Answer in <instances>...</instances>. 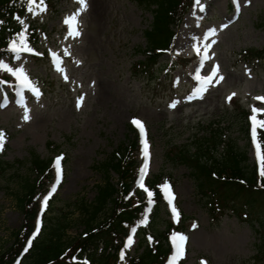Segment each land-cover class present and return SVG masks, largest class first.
Wrapping results in <instances>:
<instances>
[{"label":"rangeland","instance_id":"1","mask_svg":"<svg viewBox=\"0 0 264 264\" xmlns=\"http://www.w3.org/2000/svg\"><path fill=\"white\" fill-rule=\"evenodd\" d=\"M86 3L84 9L77 0H44L43 12L36 6L33 12L25 9L27 14L19 26L35 29L33 41L25 37L32 52H13L11 45L0 49V63L13 71L22 69L30 83L24 101L17 104L9 94L16 76L0 70V131L6 134L0 159L10 164L22 162L20 168L0 172V252L10 245L12 234L22 225L14 192L24 179L35 177L27 164L30 153L40 160L63 156L59 181L54 162L51 182L47 175L39 188L40 192L47 188V194L38 205L43 217L35 235L42 234L50 221L72 216L66 236L74 239L82 231L78 228L77 203L79 199L91 201L94 186L102 179L95 167L117 146L134 141V134L128 130L131 119L137 118L147 138L144 178L160 174L175 199L170 204L166 190L160 191L165 194L159 202L162 208L155 220L144 218L123 240V260L138 255L140 241L144 244L153 233L160 240L166 236L170 241L171 252L164 264H169L174 254L173 234L187 237L184 257L178 264H264V258L252 260L256 245L264 237V211L254 215L261 225L250 216L247 219L226 209L208 215L206 200L188 170L168 158L174 149L192 148L194 137L202 134L205 125H223L227 129L223 134L246 150L248 166L257 162L253 141L246 146L239 131L246 111L252 116L253 107L264 109V102L255 99L264 97V66L244 62L239 55L264 45V0L196 1L182 17L171 46L172 55L186 59L184 66L171 63L165 53L148 76L137 68L133 71V67L144 57L142 32L151 22L150 14L129 0ZM77 13L75 27L80 35L73 37L65 20ZM19 40L17 47H21ZM216 65L224 80L216 83V77L206 85V91L197 93V73L207 77ZM32 88L39 90V96ZM263 116L264 112L258 113L257 120H263ZM144 165L141 161L137 171ZM116 181L111 173V182ZM139 181L132 187L131 196L144 190L138 186ZM141 194L148 197L145 190ZM173 206L178 218L173 215ZM130 237L133 242L126 247Z\"/></svg>","mask_w":264,"mask_h":264},{"label":"trees","instance_id":"2","mask_svg":"<svg viewBox=\"0 0 264 264\" xmlns=\"http://www.w3.org/2000/svg\"><path fill=\"white\" fill-rule=\"evenodd\" d=\"M129 1L148 12L151 17L148 28L142 32L145 40L142 51L144 57L133 67V71L137 68L148 76L158 62L160 50L169 48L170 37L180 23L190 0ZM23 4L24 0H0V47L17 32L12 15H20ZM262 24L263 27V21ZM240 56L244 61L264 66V45L258 50H246ZM245 116L246 113L242 116L243 125L239 135L243 136L247 146L248 125ZM226 130L223 125L214 128L205 125L202 127V134L194 137L192 148L183 146L174 149L173 154L168 157L169 161L188 170L196 189L206 200L208 215H213L218 210L220 214L226 209L247 219L252 217L261 225V221L254 215L264 211V177H261L256 165L248 166L246 150L237 147L228 134H223ZM128 131L132 132L130 128ZM258 134L264 151V130H260ZM134 150L135 138L125 146H117L104 162L95 167L102 179L94 186L95 195L91 201L79 199L77 203V217L81 222L78 228L82 231L73 240L66 236L73 222L72 216L50 221L42 228L45 233L43 231L42 234L35 235L39 188L50 171V161L40 160L37 155L30 153L27 164L35 177L31 180L24 179L20 182L18 191L14 192L22 225L12 234L10 245L0 252V264H13L16 260L18 264H161L167 252V244L164 236L160 240L153 233L149 242L143 244L140 241L138 248L141 251L138 255L124 262L119 261L123 237L129 227L142 220L146 210L142 200H134L128 196L137 176L134 172ZM21 165L22 162L10 164L0 159V172L13 167L20 168ZM111 173L116 176V183L111 182ZM160 178L159 175L151 177L147 185L155 189L154 186ZM216 199L220 200V205ZM159 210L160 207L156 204L149 217H154L155 220ZM211 219L217 220L215 217ZM72 258H75L73 262ZM262 258L264 237L256 245L252 260L259 261Z\"/></svg>","mask_w":264,"mask_h":264},{"label":"snow or ice","instance_id":"3","mask_svg":"<svg viewBox=\"0 0 264 264\" xmlns=\"http://www.w3.org/2000/svg\"><path fill=\"white\" fill-rule=\"evenodd\" d=\"M77 2L79 4H81L82 8H84V9L87 8L86 0H77ZM197 2H199V0H197ZM27 3H28V8H27L28 12H33L34 6L39 7V10L41 12L46 10L44 7H41L44 4V0H39V4H37V0H27ZM77 15H78V13L65 20V24L69 25V35L73 36V37L80 35L79 31L75 27V25L78 23ZM17 19L21 24H23L22 19H20L19 17H17ZM25 31H26V29H25ZM212 34H214V31ZM19 39L21 41V47H17L15 41H13L11 44V50L13 52H19V51L32 52V49L29 48L25 42L26 38H25L24 32L20 33ZM212 43H215V41H213ZM209 47H210V45H209ZM196 51L199 54V49H196ZM65 54H67V52ZM53 55H54V59H58V57H55V54H53ZM17 58H19V57L17 56ZM0 70L7 71V72L11 73L12 75L16 76V78L18 80H20L21 83L25 87H30V83L28 81V78L24 74L22 69H16L15 71H13V69L8 67L7 64L0 63ZM216 77H218V79H216V83H219L220 81L224 80V76L219 74V65L214 66L211 74L207 77L201 78L199 76V73H197V79H198V81H201V87L196 90L197 93L206 91L207 90L206 85L211 84ZM0 83H2V82H0ZM31 90L33 91V93L35 95L39 96L40 93H39L38 89L32 88ZM232 95L235 96V93H233ZM231 99H232V97H228L229 101H231ZM255 99H257L261 102H264V97H256ZM82 102H83V97H81L77 103L78 108L81 106ZM171 106L175 107V103ZM252 111H253V115L249 118L250 121L252 122V130H251L252 131V137H253L254 143L256 144V153H257L258 162L260 164V175H261V177H264V151H262V149H261V144L259 142H257V127H259L261 130H264V120H257V114L264 112V109H256L255 107H253ZM24 119H25V121H27L29 119V116L27 115V113L25 114ZM132 123L140 129L142 137H145L146 133H145L143 123L141 121H138V120H133ZM5 143H6V134L3 131H0V151L4 150ZM144 144H145L144 155L147 159L148 152H147V141H146V139L144 140ZM62 159H63V156L57 157L55 160V168H56V172H57L58 181H59L60 177L62 176V168H61V160ZM146 170H147V162L145 163L144 167L141 170V177H140V181H139L138 186L141 188H144V190L147 192L149 200L151 202V197H152L153 193L151 191H149L147 188H145L144 183H143V178H144V175L146 174ZM163 189L166 190V195L169 199V203L171 204L172 201L175 199V196L172 194L170 186L167 183H165V185L163 186ZM54 191H55V187H53V189H52V192H54ZM47 203H48V198L46 197L43 200V205L47 206ZM172 212H173L174 217H176V218L179 217V213L174 206L172 207ZM37 231H38V229H37ZM134 231L135 230L133 229V232ZM171 239L173 240L174 254L170 258L169 264H178V261L184 257V243L186 242L187 237H185L182 234H173ZM132 242L133 241L130 237L127 244H126V247H130ZM29 246H31V240L29 241ZM73 259H75V258H73ZM121 259H123V253H121ZM84 264H86V262H84ZM202 264H206V262H202Z\"/></svg>","mask_w":264,"mask_h":264}]
</instances>
